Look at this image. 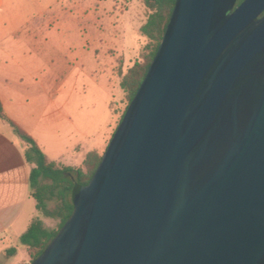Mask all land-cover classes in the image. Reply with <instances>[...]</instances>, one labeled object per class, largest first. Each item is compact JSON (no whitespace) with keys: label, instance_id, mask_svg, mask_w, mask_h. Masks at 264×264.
<instances>
[{"label":"water","instance_id":"water-1","mask_svg":"<svg viewBox=\"0 0 264 264\" xmlns=\"http://www.w3.org/2000/svg\"><path fill=\"white\" fill-rule=\"evenodd\" d=\"M177 0L73 213L31 264H264V0Z\"/></svg>","mask_w":264,"mask_h":264},{"label":"rangeland","instance_id":"rangeland-1","mask_svg":"<svg viewBox=\"0 0 264 264\" xmlns=\"http://www.w3.org/2000/svg\"><path fill=\"white\" fill-rule=\"evenodd\" d=\"M147 16L143 0H0V26L17 31L15 45L7 40L1 46L17 58L8 67L23 68V104L36 118L50 116L40 143L32 138L51 159L77 167L87 153L106 151L128 104L121 74L145 51L140 27ZM34 203L20 229L0 242V264H31L20 242L31 218L57 228L59 220L44 218ZM10 247L18 249L13 257Z\"/></svg>","mask_w":264,"mask_h":264},{"label":"trees","instance_id":"trees-1","mask_svg":"<svg viewBox=\"0 0 264 264\" xmlns=\"http://www.w3.org/2000/svg\"><path fill=\"white\" fill-rule=\"evenodd\" d=\"M176 1L143 0L144 6L148 10V16L140 27V33L147 40V43L142 59L136 61L126 73L121 74L120 88L125 93L128 104L119 124L148 74L149 67L167 30ZM0 119L6 120L14 133L27 145L25 157L27 162L32 165L30 189L31 196L36 201L37 210L44 218L59 220L57 228L51 229L47 227L44 220L34 218L27 230L21 235L20 242L25 247L32 263L42 255L70 219L74 210L72 193L89 184L101 162L102 155L92 151L87 153L80 166L61 165L55 161H50L37 142L5 116L1 100ZM17 252L16 247L7 249L9 257H13Z\"/></svg>","mask_w":264,"mask_h":264},{"label":"crops","instance_id":"crops-1","mask_svg":"<svg viewBox=\"0 0 264 264\" xmlns=\"http://www.w3.org/2000/svg\"><path fill=\"white\" fill-rule=\"evenodd\" d=\"M16 32L13 27L0 26V100L5 116L40 143L38 136L42 133L41 129L47 124V120H51L50 116L43 115V118H36L33 110L23 104L20 96L23 94L18 87V82L23 79L20 73L23 68L18 63L19 67H8V61L16 63L17 58L1 46L3 45L1 43L7 40H14L10 44L15 45ZM31 78L36 77L34 75ZM40 86L43 91H47L45 85L40 84ZM58 93L61 92L58 90L56 95H59ZM25 102L29 103L28 97ZM26 149L22 139L14 133L10 124L0 119V242L9 239L17 229H20L19 224L30 204L35 202L36 207L30 189L32 165L26 160ZM42 149L46 151L44 147ZM47 157L50 161H55L48 155ZM85 157L76 166H80ZM33 219L27 222V228Z\"/></svg>","mask_w":264,"mask_h":264},{"label":"flooded vegetation","instance_id":"flooded-vegetation-1","mask_svg":"<svg viewBox=\"0 0 264 264\" xmlns=\"http://www.w3.org/2000/svg\"><path fill=\"white\" fill-rule=\"evenodd\" d=\"M243 0H237L234 9L242 2ZM264 17V11L258 16V19H262Z\"/></svg>","mask_w":264,"mask_h":264}]
</instances>
